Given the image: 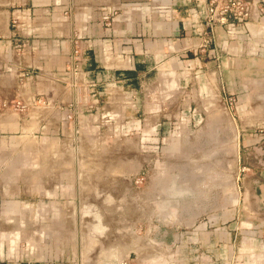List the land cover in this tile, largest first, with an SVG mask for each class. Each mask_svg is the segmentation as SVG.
Listing matches in <instances>:
<instances>
[{
	"label": "rangeland",
	"instance_id": "obj_1",
	"mask_svg": "<svg viewBox=\"0 0 264 264\" xmlns=\"http://www.w3.org/2000/svg\"><path fill=\"white\" fill-rule=\"evenodd\" d=\"M17 6V0H0L3 246L9 232L17 234L24 251L18 259L25 264H181L178 257L184 254L207 264H256L257 258H249L256 252L251 240L258 237L255 226L264 209L251 194H256L258 181L264 182L262 86L229 87L225 71L221 78L218 72H206L215 101L199 95L192 84L178 92L169 118L176 131L166 136L168 142L178 140L169 150L145 143L141 132L129 126L114 134L106 121L109 131L101 135L76 133L52 141V135L24 134L17 118L26 108H20L21 98L29 93L22 85L17 20L9 13ZM240 76L235 70L233 79ZM237 96L246 97L242 111ZM192 192L210 195L196 196L201 209L196 223L215 230L218 239L225 230L231 232L230 247L218 245L213 252L204 245V229L196 232V241H188L192 246L186 252L180 247L183 232L177 222L183 218V203L193 201ZM224 194L232 202V215L222 213ZM26 244L36 249L32 257L25 255ZM55 254L58 258H52Z\"/></svg>",
	"mask_w": 264,
	"mask_h": 264
},
{
	"label": "crops",
	"instance_id": "obj_2",
	"mask_svg": "<svg viewBox=\"0 0 264 264\" xmlns=\"http://www.w3.org/2000/svg\"><path fill=\"white\" fill-rule=\"evenodd\" d=\"M17 2V8L9 13L17 20L16 35L23 46L22 85L29 93L21 98L26 108L17 118L24 134L52 135V141L62 135L73 136L76 130L79 135H101L109 131L104 127L106 121L111 123L109 128L114 134L120 133L124 125L129 126L141 132L145 143L153 147L164 144L162 147L169 150L178 140L176 137V142H168L166 137L169 130L176 131L175 122L170 126L169 118L178 92L192 84L199 95H208L209 102L215 101L204 80L209 70L214 74L225 71L229 87L262 86L264 98V14H252L244 22L228 18L226 23L202 33L203 18L195 12V0ZM106 15L108 24L103 19ZM75 40L82 55L77 75L71 71ZM238 69L241 76L235 81L233 75ZM245 96H237L241 111L246 105ZM2 124L14 126V122L4 120ZM244 145L241 143L242 148ZM244 190L242 203L247 189ZM256 191L251 197L258 208L264 209V182L258 181ZM189 195L193 201L183 203V218L177 222L181 224L178 230L183 232L180 247L186 252V247L192 246L188 241H196V232L202 229L204 245L213 252L218 245L230 247L231 232L225 230L224 237L218 239L215 230L196 223L201 214L196 196L210 195ZM224 195L222 213L232 215V202ZM4 204L0 201V207ZM263 223L264 217L255 226L258 237L251 240L256 252L249 258H257L256 264H264ZM229 228L232 230L231 225ZM27 248L25 255L32 257L36 249L33 245ZM23 252L18 235L9 232L6 244L0 242V264H25L18 259L23 258ZM178 258L181 264L206 263L186 254Z\"/></svg>",
	"mask_w": 264,
	"mask_h": 264
},
{
	"label": "built area",
	"instance_id": "obj_3",
	"mask_svg": "<svg viewBox=\"0 0 264 264\" xmlns=\"http://www.w3.org/2000/svg\"><path fill=\"white\" fill-rule=\"evenodd\" d=\"M195 6L196 14L203 18L202 33L212 30L218 24L226 23L228 18L244 22L250 19L252 14L259 16L264 14V0H195ZM103 19L108 24L109 16L106 15ZM81 58L80 48L75 40L72 53L73 64L71 66L74 75L79 73ZM25 106L22 103L20 108H25Z\"/></svg>",
	"mask_w": 264,
	"mask_h": 264
},
{
	"label": "bare ground",
	"instance_id": "obj_4",
	"mask_svg": "<svg viewBox=\"0 0 264 264\" xmlns=\"http://www.w3.org/2000/svg\"><path fill=\"white\" fill-rule=\"evenodd\" d=\"M264 113V112H263ZM262 114V113H261ZM263 115V114H262ZM261 116V115H260ZM262 117V116H261ZM228 118V117H227ZM233 135H235V134H233ZM232 140V139H231ZM130 144V143H129ZM232 144H233V142H232ZM134 145V144H133ZM234 145V144H233ZM65 147V146H64ZM67 148V147H66ZM136 246V245H135Z\"/></svg>",
	"mask_w": 264,
	"mask_h": 264
}]
</instances>
